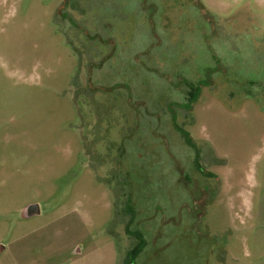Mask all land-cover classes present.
Here are the masks:
<instances>
[{"label":"rangeland","instance_id":"1","mask_svg":"<svg viewBox=\"0 0 264 264\" xmlns=\"http://www.w3.org/2000/svg\"><path fill=\"white\" fill-rule=\"evenodd\" d=\"M0 264H264V0H0Z\"/></svg>","mask_w":264,"mask_h":264},{"label":"trees","instance_id":"2","mask_svg":"<svg viewBox=\"0 0 264 264\" xmlns=\"http://www.w3.org/2000/svg\"><path fill=\"white\" fill-rule=\"evenodd\" d=\"M199 92H197L196 93V95L193 97V99L195 98L196 99V96H197V94H198ZM181 133L183 134V136L185 137V139L187 140V142L189 143V144H192V145H194V143H193V140H192V137H191V135L187 132V131H185L184 129H181ZM200 165V164H199ZM140 241H139V244L137 245V247L136 248H134L133 250H131V263L133 262H135V258L137 257V255L140 253V251H141V248L143 247V246H145L146 244H145V242H144V239H143V236H142V234H140L139 235V237H137ZM145 244V245H144ZM129 263V262H128Z\"/></svg>","mask_w":264,"mask_h":264},{"label":"water","instance_id":"3","mask_svg":"<svg viewBox=\"0 0 264 264\" xmlns=\"http://www.w3.org/2000/svg\"><path fill=\"white\" fill-rule=\"evenodd\" d=\"M38 212H39V209H38V206L37 205L31 206L28 209V214L29 215L34 214V213H38Z\"/></svg>","mask_w":264,"mask_h":264}]
</instances>
